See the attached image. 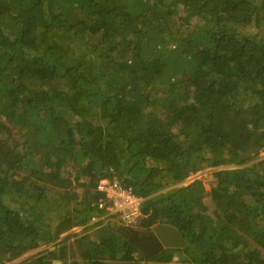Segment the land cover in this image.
<instances>
[{
	"label": "trees",
	"instance_id": "trees-1",
	"mask_svg": "<svg viewBox=\"0 0 264 264\" xmlns=\"http://www.w3.org/2000/svg\"><path fill=\"white\" fill-rule=\"evenodd\" d=\"M263 150L264 0H0V264H140L104 178L183 263L264 264Z\"/></svg>",
	"mask_w": 264,
	"mask_h": 264
},
{
	"label": "built area",
	"instance_id": "built-area-1",
	"mask_svg": "<svg viewBox=\"0 0 264 264\" xmlns=\"http://www.w3.org/2000/svg\"><path fill=\"white\" fill-rule=\"evenodd\" d=\"M96 191L100 194V198L95 206L99 211L106 213L94 217L91 224L100 221L104 223L115 215H119L124 227L140 229V221L144 217L140 209L143 198L136 196L130 189L122 187L117 181L108 178L99 181Z\"/></svg>",
	"mask_w": 264,
	"mask_h": 264
},
{
	"label": "water",
	"instance_id": "water-1",
	"mask_svg": "<svg viewBox=\"0 0 264 264\" xmlns=\"http://www.w3.org/2000/svg\"><path fill=\"white\" fill-rule=\"evenodd\" d=\"M116 232H120L126 241L140 251L144 260L149 261L147 264H189L178 263L174 260H159L160 258H158L161 255L164 256L166 249L174 250L185 247L181 233L171 225L158 224L146 232L121 227ZM172 256L174 255L172 254ZM57 264H61V262H57Z\"/></svg>",
	"mask_w": 264,
	"mask_h": 264
},
{
	"label": "rangeland",
	"instance_id": "rangeland-1",
	"mask_svg": "<svg viewBox=\"0 0 264 264\" xmlns=\"http://www.w3.org/2000/svg\"><path fill=\"white\" fill-rule=\"evenodd\" d=\"M256 30L255 28H249V29H245L244 32L246 34H251V33H254ZM260 158H264V150L260 153ZM222 169H226V168H222ZM215 171V169H212V168H208V169H205L195 175H192L190 178H188L185 183H183L182 185H189L190 183H192L195 179H198V180H201L204 185H205V188L207 191L210 190V186H211V180H212V173ZM207 202L208 199H206ZM142 207H143V204L141 205V211H142ZM102 214H105L106 212L105 211H102L100 212ZM141 222V221H140ZM108 223H112L111 226L114 227V224L117 225L118 228H124V224L122 223L121 221V216L119 215H115L114 217H112L111 219L107 220L106 222L103 223L104 224H108ZM93 229H96V228H93ZM126 229H128V227H126ZM84 228L83 227H76L72 230V233L74 234H78L80 236H83L85 235V232L83 231ZM131 230H135V231H142L143 229H132ZM146 231H149V230H145ZM95 231H91V234H93ZM121 240V239H120ZM45 247H41V248H38L37 250H34L28 254H26L25 256H23L21 259L19 260H16L15 262L13 263H10V264H14L16 262H20L21 260L27 258V257H30L32 255H36L38 252H41ZM47 248H51V246L47 247ZM170 253L176 255V256H179L180 258L183 259H186V256L188 255L185 251L182 252V251H179V249H174V250H170ZM260 257H263L264 258V252L263 251H258ZM121 255L122 253L119 252V258H121ZM195 264V263H194Z\"/></svg>",
	"mask_w": 264,
	"mask_h": 264
},
{
	"label": "flooded vegetation",
	"instance_id": "flooded-vegetation-1",
	"mask_svg": "<svg viewBox=\"0 0 264 264\" xmlns=\"http://www.w3.org/2000/svg\"><path fill=\"white\" fill-rule=\"evenodd\" d=\"M164 253L165 254H168V255H172V253H170V250H168V249H166V250H164ZM174 255V254H173ZM139 258V257H138ZM166 259H169L170 261H172V260H174L175 262H178V263H183L182 261H181V258L179 257V256H176V255H174L173 257H170V258H166ZM166 259H163V260H166ZM158 260V259H157ZM141 262H140V264H147L149 261H145V260H140ZM191 264V263H190Z\"/></svg>",
	"mask_w": 264,
	"mask_h": 264
},
{
	"label": "clouds",
	"instance_id": "clouds-1",
	"mask_svg": "<svg viewBox=\"0 0 264 264\" xmlns=\"http://www.w3.org/2000/svg\"><path fill=\"white\" fill-rule=\"evenodd\" d=\"M124 228H126V227H124ZM129 229V228H128ZM143 231V230H142ZM145 231V230H144ZM136 257L138 258V255H136ZM143 260H144V258H143ZM190 264V263H189Z\"/></svg>",
	"mask_w": 264,
	"mask_h": 264
},
{
	"label": "crops",
	"instance_id": "crops-1",
	"mask_svg": "<svg viewBox=\"0 0 264 264\" xmlns=\"http://www.w3.org/2000/svg\"><path fill=\"white\" fill-rule=\"evenodd\" d=\"M57 264V263H56Z\"/></svg>",
	"mask_w": 264,
	"mask_h": 264
}]
</instances>
